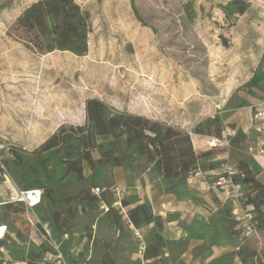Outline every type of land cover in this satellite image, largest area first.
<instances>
[{"label": "rangeland", "instance_id": "rangeland-1", "mask_svg": "<svg viewBox=\"0 0 264 264\" xmlns=\"http://www.w3.org/2000/svg\"><path fill=\"white\" fill-rule=\"evenodd\" d=\"M234 1L73 0L87 37L86 52L79 55L59 49L60 14L53 0H0V141L15 151L14 159L5 161L6 173L0 171V220L10 230L0 245L12 247L6 248L5 260L27 257L36 264L43 248L32 242L38 232L28 223L27 211L10 203L13 189L58 187L57 206L45 200L47 227L71 259L87 264H264V230L245 238L241 221L215 197V179L207 175L221 167L225 158L215 156L233 148L231 142L230 148L200 158L201 176L183 183L163 178L147 156L126 147L124 138L126 163L91 171L84 162L82 181L66 172L59 148L38 153L62 125L85 124L89 98L181 129L193 139L201 124L204 140L214 137L217 125L221 131L240 129L247 137L256 134L257 143L263 140L264 120L255 115H264V0H239L245 12L227 19L222 8L232 9ZM28 8L34 13L33 31L17 26ZM215 118L218 123L212 122ZM97 144L94 158L106 142ZM249 147L245 141L239 150ZM204 150L209 149L197 152ZM140 179L154 185L158 195H174L185 205L175 213L177 220L166 224L174 231L163 230L164 220L159 231L153 224L132 229L113 206L110 191L95 204L88 199L93 188L103 186L121 189V203L126 202ZM244 192L246 198L252 195ZM109 204L112 211L105 209Z\"/></svg>", "mask_w": 264, "mask_h": 264}, {"label": "trees", "instance_id": "trees-1", "mask_svg": "<svg viewBox=\"0 0 264 264\" xmlns=\"http://www.w3.org/2000/svg\"><path fill=\"white\" fill-rule=\"evenodd\" d=\"M53 6L60 14V26L63 42L59 49H68L75 54H84L87 49L86 32L79 22V9L73 0H53ZM233 8H222L227 19L235 15H242L246 6L243 2L236 0L232 3ZM34 13L32 8L26 9L17 19V26L27 31H33L35 24L33 21ZM37 47L43 50L40 42ZM53 50L49 47L47 51ZM66 117H63L65 119ZM61 118H59L60 121ZM213 123H218L215 118ZM194 133L203 135L202 125L198 124ZM221 128L217 125L214 128V137L221 136ZM124 138L127 148L140 156H147V160L152 163L154 171L161 174L168 180L177 179L183 183L189 178L190 173L198 167V160L205 156L213 155L210 149L204 154H199L193 149L190 136L183 130L167 126L158 121H153L145 116L135 115L126 110L117 111L109 107L98 98H89L85 101V124L82 126L62 125L38 148V153L42 154L52 149L59 148L62 164L67 173L74 175L77 181L83 180V163L86 162L91 171H95L102 165L121 167L126 163V157L123 156V150L120 140ZM99 140L106 142L105 147L99 152V156L94 158L93 151L98 150ZM247 140L246 134L242 130H236L235 136L231 139V146L234 149H241V145ZM221 151V150H219ZM15 156L10 158L12 161ZM155 156V159H154ZM236 168L242 172V183L245 189L252 195L246 200V205L253 207L256 215L257 229L264 230V185L260 183L248 164L239 161ZM59 188H45L43 198L53 207L58 204ZM103 195L100 199L95 196L89 197V201L97 203L103 201ZM22 208H24L21 204ZM123 206H127L122 202ZM109 211H112L109 204ZM5 208L10 210L11 204ZM54 218L57 214L53 213ZM128 221L136 228L153 224L157 231L161 230L163 225L161 218L155 216L151 207L145 203L139 204L127 210ZM1 221V220H0ZM3 222V221H1ZM5 223V222H3ZM119 223V220H118ZM158 235L159 243L162 244L161 237Z\"/></svg>", "mask_w": 264, "mask_h": 264}, {"label": "built area", "instance_id": "built-area-1", "mask_svg": "<svg viewBox=\"0 0 264 264\" xmlns=\"http://www.w3.org/2000/svg\"><path fill=\"white\" fill-rule=\"evenodd\" d=\"M264 120V115L257 114L255 119ZM235 136V131L230 129H225L222 131L220 137H208L204 146L207 149H220L230 148L231 139ZM198 147L193 146L196 150ZM13 148L0 141V171L6 173L5 161L8 158L13 157ZM226 152L222 151L215 156V158L222 157L226 158ZM248 153L254 157L264 158V139L259 140L255 148L249 147ZM207 175L214 178V186L219 194L222 203L226 204L231 202L233 206L230 208V213L236 221H244L245 226L243 228V236L245 238L258 237L260 231L257 229L256 215L253 212V207L251 205H246L245 196V185L242 183L243 174L239 171L236 166H231L225 159L222 160L221 167L217 170L209 169ZM190 176L199 177L201 176V169L197 167L194 172L190 173ZM5 178L6 174L4 175ZM110 191L116 201H114L113 206L119 207L122 211V217L128 221L127 214L122 207V196L123 192L119 188L109 189L103 186H96L92 189V195L100 199V197L106 192ZM43 200V191L40 189H25L14 191V196L10 199V203L21 204L27 211V220L30 226L38 232L37 239L32 238V242L39 247H43L38 261L36 264H87V260L82 259H71L69 258L61 249V246L57 244L47 227L40 217L34 212V209L41 204ZM106 211L108 208L105 206ZM31 212L32 216L28 214ZM129 222V221H128ZM132 229L135 227L129 222ZM138 235V232H136ZM8 236H10V230L7 224L0 221V242L7 241ZM140 237V235H138ZM6 250L5 245H0V264H33L27 257L19 262H13L11 260H5Z\"/></svg>", "mask_w": 264, "mask_h": 264}, {"label": "crops", "instance_id": "crops-1", "mask_svg": "<svg viewBox=\"0 0 264 264\" xmlns=\"http://www.w3.org/2000/svg\"><path fill=\"white\" fill-rule=\"evenodd\" d=\"M193 136H194V139L191 137L192 146L198 147V149L196 148L195 151L197 150L201 151V147L204 146L206 140L202 139L203 138L202 135H193ZM255 138H256V134H252L250 137H247L246 142L250 144L251 147L252 145L257 146L258 143ZM204 151L206 152V150ZM225 160L231 166H236V164L239 161L246 162L248 166L250 167L251 171L253 172V174L255 175L256 179L264 185V179L260 178L261 176H264V158H258L256 156L254 157L253 155H251L250 153L246 151L244 152V151L231 148V149H228V151L226 152ZM256 167L259 170H257ZM215 197L220 200L219 194H216ZM124 203L127 204L126 207L124 206L127 210L130 208H133L136 205L143 204V203L149 205L151 207L153 214L155 216H159L161 220L165 221V224L163 227L164 231H166L168 227L166 226V224L169 225V223L172 222V220L173 222L177 220L175 219L176 218L175 213L180 212L181 209L185 206L184 204H182L180 200H177L174 195H165V196L158 195V192L155 190L154 185H152L151 183L146 184L143 179H140L138 181L136 189L130 194V198L126 200V202ZM221 204L223 203L221 202ZM226 204L230 205L228 209H230L233 206L231 202H227ZM34 212L38 215V217L42 218L43 219L42 222L48 226V223L46 220L47 219V216H46L47 208L45 206L44 198L41 204L34 209ZM240 224L243 225V228H244L245 222L241 221ZM174 228H175L174 226L168 227V229H172L173 231H174ZM6 248H12V247L8 245L6 246Z\"/></svg>", "mask_w": 264, "mask_h": 264}, {"label": "bare ground", "instance_id": "bare-ground-1", "mask_svg": "<svg viewBox=\"0 0 264 264\" xmlns=\"http://www.w3.org/2000/svg\"><path fill=\"white\" fill-rule=\"evenodd\" d=\"M9 186H10V181H9V179H8V181L6 182ZM7 184H5L6 186H7ZM8 187V186H7ZM14 191H15V189H13ZM12 190V191H13Z\"/></svg>", "mask_w": 264, "mask_h": 264}]
</instances>
